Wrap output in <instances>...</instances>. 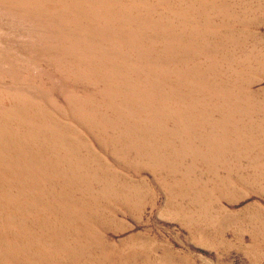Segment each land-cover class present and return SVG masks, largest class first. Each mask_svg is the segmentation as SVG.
Instances as JSON below:
<instances>
[{
  "label": "rangeland",
  "instance_id": "obj_1",
  "mask_svg": "<svg viewBox=\"0 0 264 264\" xmlns=\"http://www.w3.org/2000/svg\"><path fill=\"white\" fill-rule=\"evenodd\" d=\"M0 264H264V0H0Z\"/></svg>",
  "mask_w": 264,
  "mask_h": 264
}]
</instances>
